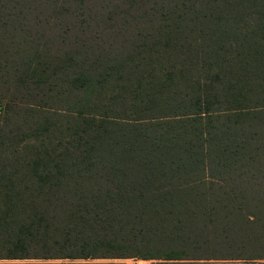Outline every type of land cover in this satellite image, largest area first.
Here are the masks:
<instances>
[{
	"label": "trees",
	"instance_id": "1",
	"mask_svg": "<svg viewBox=\"0 0 264 264\" xmlns=\"http://www.w3.org/2000/svg\"><path fill=\"white\" fill-rule=\"evenodd\" d=\"M0 91V259L264 245V0H0Z\"/></svg>",
	"mask_w": 264,
	"mask_h": 264
},
{
	"label": "crops",
	"instance_id": "2",
	"mask_svg": "<svg viewBox=\"0 0 264 264\" xmlns=\"http://www.w3.org/2000/svg\"><path fill=\"white\" fill-rule=\"evenodd\" d=\"M0 264H264V257L153 259L141 257L0 259Z\"/></svg>",
	"mask_w": 264,
	"mask_h": 264
},
{
	"label": "rangeland",
	"instance_id": "3",
	"mask_svg": "<svg viewBox=\"0 0 264 264\" xmlns=\"http://www.w3.org/2000/svg\"><path fill=\"white\" fill-rule=\"evenodd\" d=\"M28 15H29V13H28ZM72 16L73 15L66 14V15H59L57 18H58V20H65V19H68ZM33 17H37V16L33 15ZM25 18H26V16H25ZM38 18H43V20H44V17L42 15H39ZM31 27H34V26H31ZM41 28L45 29L46 31H55L59 28V25L57 23H53V24H49L47 26H42ZM9 88L10 87H6L5 90H7ZM0 98H2V91H0ZM5 106H6V101L4 100L1 102V100H0V112L4 111ZM237 251H235L237 254H240L242 257H245V258L264 257V245L263 246H249V247H247V249H245V247H243ZM203 252H205V251H203ZM203 252H199V253L193 252L191 255L207 256L210 254L213 256H216V255L227 256L230 254L229 252H231V251L218 249L217 251L212 250L211 252H208V253H203ZM53 254H57V252H53Z\"/></svg>",
	"mask_w": 264,
	"mask_h": 264
}]
</instances>
